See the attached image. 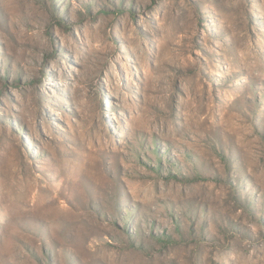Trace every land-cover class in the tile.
I'll use <instances>...</instances> for the list:
<instances>
[{"label":"rangeland","instance_id":"1","mask_svg":"<svg viewBox=\"0 0 264 264\" xmlns=\"http://www.w3.org/2000/svg\"><path fill=\"white\" fill-rule=\"evenodd\" d=\"M0 264H264V0H0Z\"/></svg>","mask_w":264,"mask_h":264}]
</instances>
